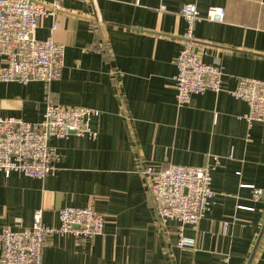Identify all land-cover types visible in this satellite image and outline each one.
I'll return each instance as SVG.
<instances>
[{
  "label": "crops",
  "instance_id": "obj_1",
  "mask_svg": "<svg viewBox=\"0 0 264 264\" xmlns=\"http://www.w3.org/2000/svg\"><path fill=\"white\" fill-rule=\"evenodd\" d=\"M35 1L61 6L36 37L66 47L63 76L0 83V118L39 123L49 102L90 108L100 113L92 123L98 138L53 139L60 160L44 180L0 174V235L30 228L38 209L59 227L61 209L92 208L105 218L104 234L54 236L43 264H248L264 226V197L254 198L264 192V123L250 126L248 104L231 92L240 78L264 80V0ZM188 4L203 17L196 52L224 77L220 93L180 106L173 78ZM212 7L225 9L224 22L205 19ZM216 157V204L198 227H184L194 246L182 249L179 225H158L141 168L204 167ZM253 264H264V237Z\"/></svg>",
  "mask_w": 264,
  "mask_h": 264
},
{
  "label": "built area",
  "instance_id": "obj_2",
  "mask_svg": "<svg viewBox=\"0 0 264 264\" xmlns=\"http://www.w3.org/2000/svg\"><path fill=\"white\" fill-rule=\"evenodd\" d=\"M60 9L59 2L47 8L35 0H0V83L27 85L39 81L50 84L61 80L66 47L53 39L42 41L36 37L41 22L55 16ZM180 15L187 23V32L175 60L177 73L173 83L178 103L183 106L195 95L208 91L220 93L224 73L217 66L204 63L196 52L195 32L203 20L198 7L184 5ZM225 16V9L212 7L205 19L224 22ZM231 94L248 104L249 112L244 119L250 126L255 122L264 123V80L240 78ZM99 116V112L90 108H66L49 102L39 123H28L16 117L0 118V174L6 178L17 174L46 179L56 172L60 160L51 141L71 136L97 139L98 132L92 123ZM214 161L215 165L204 167L141 168L142 180L154 202L158 225L166 228L171 222L177 223L178 246L182 249L194 246V241L184 236V227H198L216 204L212 173L220 160L216 157ZM263 197V190H254L256 200ZM59 219V227L47 226L43 210L38 209L30 228L19 232L3 228L0 264H43V250L54 236L93 239L104 234L105 218L92 208H63L59 211Z\"/></svg>",
  "mask_w": 264,
  "mask_h": 264
},
{
  "label": "water",
  "instance_id": "obj_3",
  "mask_svg": "<svg viewBox=\"0 0 264 264\" xmlns=\"http://www.w3.org/2000/svg\"><path fill=\"white\" fill-rule=\"evenodd\" d=\"M263 237H264V226H263V228H262V230H261V233H260V235H259V238H258V240H257V242H256V244H255V246H254V249H253V252H252L251 257H250V259H249L248 264H253L254 259H255V257H256L257 251H258V249H259V246H260V244H261V241H262Z\"/></svg>",
  "mask_w": 264,
  "mask_h": 264
}]
</instances>
